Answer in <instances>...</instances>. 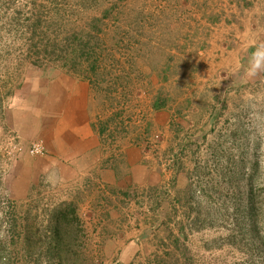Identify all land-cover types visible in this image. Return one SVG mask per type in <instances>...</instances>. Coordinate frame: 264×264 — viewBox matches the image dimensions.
Masks as SVG:
<instances>
[{"label":"rangeland","instance_id":"obj_1","mask_svg":"<svg viewBox=\"0 0 264 264\" xmlns=\"http://www.w3.org/2000/svg\"><path fill=\"white\" fill-rule=\"evenodd\" d=\"M224 4L0 0V264H264V70L249 76L243 51L240 69L220 77L199 61ZM74 45L88 58L71 56ZM81 110L104 146L136 148L167 175L168 202L157 204L179 219L160 229L146 211L152 229L128 263L82 212L90 195L65 194L44 139ZM36 140L46 154L28 153Z\"/></svg>","mask_w":264,"mask_h":264},{"label":"crops","instance_id":"obj_2","mask_svg":"<svg viewBox=\"0 0 264 264\" xmlns=\"http://www.w3.org/2000/svg\"><path fill=\"white\" fill-rule=\"evenodd\" d=\"M223 1L222 8L213 14L216 16L212 21L211 45L198 51L202 55L199 58L202 73L209 77L236 72L240 69L239 52L251 56L255 46L264 43V0ZM78 115L82 117L66 115L65 126L58 127L55 140L45 136V142L52 154L58 156L65 194L69 195L73 188V192L78 190L90 195L82 204V212L92 213L98 223L96 231L105 232L104 235L110 236L108 241L113 242V256L128 263L142 251L139 237L152 229H146L144 224L146 211L151 219H157L154 225L160 229L168 228L172 218L179 219L157 204L168 202V198L163 199L165 191L161 186L167 175L161 170V174L156 173L152 164L144 165L147 162L143 161L140 151L127 144L108 149V144L104 146L100 142L99 133L92 130L87 113L81 110ZM156 191L162 198L154 202ZM140 193L144 195L142 200ZM130 211L136 212L133 219Z\"/></svg>","mask_w":264,"mask_h":264},{"label":"trees","instance_id":"obj_3","mask_svg":"<svg viewBox=\"0 0 264 264\" xmlns=\"http://www.w3.org/2000/svg\"><path fill=\"white\" fill-rule=\"evenodd\" d=\"M55 16V14H51L50 16H49V18H48V20H51V19H53V18H55L54 17ZM93 20H95V17L93 18ZM39 24H40V21L37 19V17L34 19V21L32 22V23H30V25H28V26H31L30 27V29L32 30V32H33V30H34V36H35V33L37 32L36 30L37 29H39ZM42 33V32H41ZM44 34H45V32H44ZM68 44V43H67ZM67 44H65L66 45V48L68 49V46L69 45H67ZM49 45H51L50 43H49ZM52 47L54 48L55 46H53L52 45ZM78 48H77V46L76 45H74V46H72V48H71V50H70V53L72 54L71 56H75L74 54H76V52H78V51H80V52H78V54L80 55V56H82V58H85V59H87L88 57L86 56V53H85V50L84 49H82V50H77ZM41 50V49H40ZM47 50V48H45V50L44 51H46ZM35 52H37V53H39V48H37V49H35ZM88 61L89 60H87L86 61V65H88V66H91V67H93V64H92V62L89 64L88 63ZM69 63H71V62H69ZM88 63V64H87ZM74 65V64H73ZM250 202H252V201H250ZM67 212H74V210H73V208H71V207H69V208H67L66 210H64V209H61V208H57L53 213L55 214V217H56V219L55 220H58V219H62V220H64V219H66L67 218ZM61 226V225H60ZM60 226H57L56 225V227H55V234H56V236H57V238H61V242L62 243H71V242H73V239H70L69 237H70V234H69V232L68 231H66V230H64V228L62 227V230H60L59 229V227Z\"/></svg>","mask_w":264,"mask_h":264},{"label":"clouds","instance_id":"obj_4","mask_svg":"<svg viewBox=\"0 0 264 264\" xmlns=\"http://www.w3.org/2000/svg\"><path fill=\"white\" fill-rule=\"evenodd\" d=\"M262 70H264V43L255 46V51L250 57V67L247 74L249 76H254Z\"/></svg>","mask_w":264,"mask_h":264},{"label":"built area","instance_id":"obj_5","mask_svg":"<svg viewBox=\"0 0 264 264\" xmlns=\"http://www.w3.org/2000/svg\"><path fill=\"white\" fill-rule=\"evenodd\" d=\"M28 153L30 155H44L46 153V148L42 140H36L29 144Z\"/></svg>","mask_w":264,"mask_h":264}]
</instances>
